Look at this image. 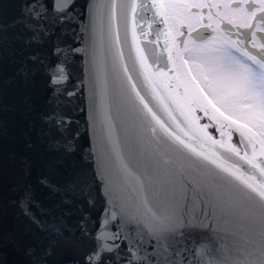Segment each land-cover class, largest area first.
<instances>
[{"label": "snow or ice", "instance_id": "1", "mask_svg": "<svg viewBox=\"0 0 264 264\" xmlns=\"http://www.w3.org/2000/svg\"><path fill=\"white\" fill-rule=\"evenodd\" d=\"M0 264H264V0H0Z\"/></svg>", "mask_w": 264, "mask_h": 264}]
</instances>
